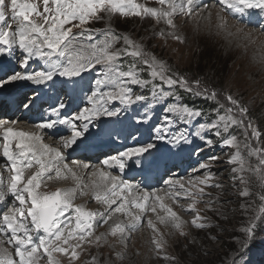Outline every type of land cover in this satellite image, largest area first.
I'll list each match as a JSON object with an SVG mask.
<instances>
[{
    "label": "snow or ice",
    "instance_id": "1",
    "mask_svg": "<svg viewBox=\"0 0 264 264\" xmlns=\"http://www.w3.org/2000/svg\"><path fill=\"white\" fill-rule=\"evenodd\" d=\"M152 260L264 264V0H0V264Z\"/></svg>",
    "mask_w": 264,
    "mask_h": 264
},
{
    "label": "rangeland",
    "instance_id": "2",
    "mask_svg": "<svg viewBox=\"0 0 264 264\" xmlns=\"http://www.w3.org/2000/svg\"><path fill=\"white\" fill-rule=\"evenodd\" d=\"M116 26L120 30H127V29H131V28L137 27L134 24H125L122 21H117ZM137 30H139V29L137 28ZM232 58L235 59V56H233ZM54 182L49 183L48 190H50V189L51 190H55L57 188L58 184H62L61 182H55V183ZM53 186H56V187H53ZM68 186L69 185H67L66 187H68ZM58 187H59V185H58ZM82 202H83L82 200H77V203H82ZM91 207L93 209H95L97 207V205H95V203H92ZM98 231H103V230L102 229H98ZM148 237H149V230L145 226L139 232H137V233H135L133 235L131 247L133 249L139 248L141 251H144L148 247ZM224 251H227V248H224L223 250L217 249L218 254H221V255L223 254ZM260 255H261V253H260V248L259 247L257 249H254L253 252L251 253L252 259L254 261L255 260H259L260 259ZM150 264H164V262L163 261H159V260H152L150 262Z\"/></svg>",
    "mask_w": 264,
    "mask_h": 264
},
{
    "label": "bare ground",
    "instance_id": "3",
    "mask_svg": "<svg viewBox=\"0 0 264 264\" xmlns=\"http://www.w3.org/2000/svg\"><path fill=\"white\" fill-rule=\"evenodd\" d=\"M21 127V126H20ZM22 128H25V127H22ZM25 130H29L28 128H25ZM54 182V181H53ZM51 183V182H50ZM55 183V182H54ZM66 184V185H65ZM65 184H58L59 185V187H66L67 185H70V184H68V183H65ZM56 185V184H55ZM58 185H57V187H58ZM50 187V186H49ZM53 187H56V186H53ZM51 190V189H50Z\"/></svg>",
    "mask_w": 264,
    "mask_h": 264
}]
</instances>
